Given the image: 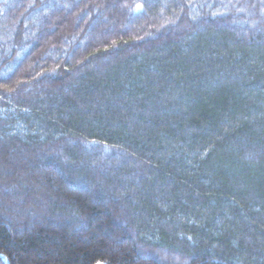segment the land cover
Wrapping results in <instances>:
<instances>
[{
	"label": "trees",
	"instance_id": "1",
	"mask_svg": "<svg viewBox=\"0 0 264 264\" xmlns=\"http://www.w3.org/2000/svg\"><path fill=\"white\" fill-rule=\"evenodd\" d=\"M0 254L264 264V0H0Z\"/></svg>",
	"mask_w": 264,
	"mask_h": 264
},
{
	"label": "water",
	"instance_id": "2",
	"mask_svg": "<svg viewBox=\"0 0 264 264\" xmlns=\"http://www.w3.org/2000/svg\"><path fill=\"white\" fill-rule=\"evenodd\" d=\"M0 260L2 261V262H4V263H6L7 264V261H6V259L4 258V256L3 255H1L0 254ZM99 264H102V263H99Z\"/></svg>",
	"mask_w": 264,
	"mask_h": 264
}]
</instances>
